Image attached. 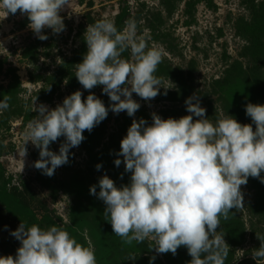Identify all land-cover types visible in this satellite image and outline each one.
<instances>
[{
	"label": "rangeland",
	"instance_id": "obj_1",
	"mask_svg": "<svg viewBox=\"0 0 264 264\" xmlns=\"http://www.w3.org/2000/svg\"><path fill=\"white\" fill-rule=\"evenodd\" d=\"M70 5L60 13L65 30L53 34L44 29L45 41L28 28L26 16L19 11L7 15L0 8V100L7 97L9 104L0 110V257H15L21 244L11 233L23 222L42 230L62 227L94 252L96 264H190L184 246L174 256L150 249V239L124 244L103 216V201L90 188L97 186L98 194L104 175L117 187L128 185L131 173L115 160H123L120 144L133 119L150 126L152 113L162 119L191 115L185 101L193 95L213 124L230 116L255 131L246 105H264V0H70ZM101 19L113 21L121 31L126 21L135 20L137 35L161 53L154 73L162 79L160 92L151 101L133 93L141 105L134 117L113 113L103 86L85 90L74 75L87 53L84 33ZM122 58L131 60L130 50ZM76 91L82 92V101L94 94L109 114L91 132L84 131V141L70 149L69 162L49 177L34 167L39 150L26 144L24 132L38 115L35 107L54 109ZM64 139L50 144V150L58 154ZM241 191L244 207L221 221L230 247L225 264H256V233L264 234V183L249 177Z\"/></svg>",
	"mask_w": 264,
	"mask_h": 264
},
{
	"label": "clouds",
	"instance_id": "obj_2",
	"mask_svg": "<svg viewBox=\"0 0 264 264\" xmlns=\"http://www.w3.org/2000/svg\"><path fill=\"white\" fill-rule=\"evenodd\" d=\"M70 6V0H0L7 15L19 11L26 16L28 28L41 41L48 39L43 34L46 28L53 34L65 30L60 13ZM137 28L131 19L122 31L107 19L89 24L84 33L87 53L75 65L74 74L85 90L103 86L110 110L129 117L141 107L133 93L151 101L162 87V79L154 75L162 62L161 53L148 47ZM129 50L131 60L122 58ZM185 104L191 115L179 119H162L152 113L150 126L144 119H133L120 144L118 155L123 160H115L117 167L123 163L131 173L130 183L117 187L104 175L99 179V193L92 186L90 194L103 201V216L124 244L150 239L154 241L150 249L158 254L175 256L184 246L192 258L190 264H225L230 247L221 221L234 217L233 209L239 212L244 207L241 186L247 185L249 177L264 183V105H246L254 131L251 124L242 125L230 116L213 124L197 95ZM8 107L7 97L0 100V110ZM34 111L38 115L27 124L24 136L26 144L31 142L39 150L34 167L49 177L69 162L70 149L84 141V131L91 132L109 114L94 94L82 101L81 91L54 109L41 104ZM194 116L199 119L194 121ZM60 137L65 139L57 154L50 144ZM101 167L96 166L97 170ZM11 235L21 246L15 257H0V264H96L94 252L62 227L42 230L22 222ZM256 236L260 247L253 249L252 259L264 264V234Z\"/></svg>",
	"mask_w": 264,
	"mask_h": 264
}]
</instances>
